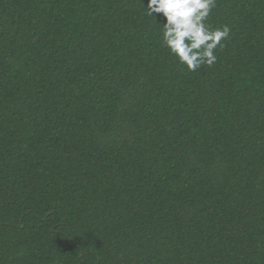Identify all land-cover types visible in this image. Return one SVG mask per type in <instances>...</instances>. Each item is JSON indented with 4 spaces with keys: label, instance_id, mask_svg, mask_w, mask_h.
Returning a JSON list of instances; mask_svg holds the SVG:
<instances>
[{
    "label": "trees",
    "instance_id": "obj_1",
    "mask_svg": "<svg viewBox=\"0 0 264 264\" xmlns=\"http://www.w3.org/2000/svg\"><path fill=\"white\" fill-rule=\"evenodd\" d=\"M146 4L0 0V264H264V0L194 72Z\"/></svg>",
    "mask_w": 264,
    "mask_h": 264
},
{
    "label": "clouds",
    "instance_id": "obj_2",
    "mask_svg": "<svg viewBox=\"0 0 264 264\" xmlns=\"http://www.w3.org/2000/svg\"><path fill=\"white\" fill-rule=\"evenodd\" d=\"M217 0H147L145 14L155 17L160 43L168 54L194 72L202 65L212 67L216 52L223 49L232 29L208 23ZM156 14H159L157 19Z\"/></svg>",
    "mask_w": 264,
    "mask_h": 264
}]
</instances>
